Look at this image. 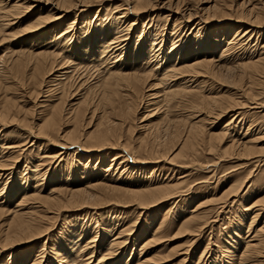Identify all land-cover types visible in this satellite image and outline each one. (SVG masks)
<instances>
[{"label":"rangeland","instance_id":"obj_1","mask_svg":"<svg viewBox=\"0 0 264 264\" xmlns=\"http://www.w3.org/2000/svg\"><path fill=\"white\" fill-rule=\"evenodd\" d=\"M14 1L10 2L4 0L2 3L0 2V7L2 5V7L4 6L5 8L0 11H15L11 8V4H13ZM215 3H219L220 7L217 9L216 14L212 16L213 11L208 10ZM80 4L81 3H78L77 7L71 8L67 17L64 19L58 22L55 21L38 30L34 28L30 29L29 26L33 24L37 15L42 11V7L39 6L27 10V8L23 6L19 10H24V13L20 15L21 17L18 16L19 14L16 15L17 19L13 17L11 25L5 27V33L2 34L3 37L5 34V39L0 41V110L10 107L11 111L9 116L5 118L0 117V168H3L2 170L0 169V264H32L33 261L36 258H40V256H43L44 259L41 264H59L58 262L60 260H58L54 250L67 252L69 251L68 249H70L66 246L67 243L70 242L72 245L74 241H79L78 245L81 244L80 254L76 252V255L74 253V264H126L128 260L130 263L137 260L140 254H143V256H151V258L154 257L153 260H156L154 262H157L155 264H230L231 256L241 252V248L236 249L237 244L235 240L239 239L237 235L238 233L244 234V236L246 235L252 220V214L260 215L258 216L260 222L264 220V156L263 158L261 157L263 159L261 162L258 161L256 155L236 156V152L239 148L238 146L234 147L235 150H229L231 136L240 139L241 142H246L251 138L252 134H256L255 136L260 137L257 141H254L258 147H256L257 150H264V72L254 73L251 77V70L247 69L248 67H243L245 64L252 63L259 55H264V0H155L154 6H151L153 9L140 14L137 24L133 25L131 28L130 35L132 37L129 43L130 47L128 46L126 54L123 59H121L120 63L130 66L129 64L132 63L133 56L135 55L134 46L137 40H140V43H142V46L138 47L137 51L139 48L147 51L154 41L153 38L157 37L158 42L163 39V49L159 56L163 59L161 63L165 64H162L163 66L161 65L159 68H169L172 61H167V59L164 58V54L167 53V50L170 49V53L174 52L172 55L176 60L177 57L186 56L191 49H196L199 46L197 41L202 39V46L206 45L209 41L212 42L206 55L207 58L210 59L214 57V66L215 63H217L215 69H218L219 74L221 75L222 73L223 76L214 77L202 75L201 79L205 81L202 82V89L198 90L195 88L198 92L192 90L193 92L191 91L189 93L190 97L188 96V98L181 95L176 97L175 100H173L174 102L171 103L173 110H171L172 107H170L169 110L168 108L166 109V105L160 102L161 100L159 99V104L156 100L153 101L152 99H154V97L150 94L154 92V94H157V90H161L162 94L165 91L177 89L179 86L181 87L183 82L182 78L184 77L168 78L163 84H157V80H150V84H153L152 87L155 84L157 85L153 88L151 87V89H145L146 94H144V97L141 96V98L138 99L139 105L136 111H133L124 118L117 113H110V117L108 116L109 120L116 119L115 121L118 122L126 119L122 127L120 129L118 128V130H120L118 133L124 136L122 139H124V144L128 146L127 148L129 149L130 147V150L127 151L123 148H109L111 145L108 143L100 145V143L90 135L95 132V129H99L101 118L103 116L106 117L105 113L107 110L109 111L108 108H104V105L100 106L98 104L100 99L99 85L105 77V67L104 65H99V67H96L98 70H96V68H93L91 71L84 70L87 66L82 65L90 64L91 66L93 63L96 65H98V63H89V61L85 59H83V61L81 57L83 58V53L85 55L87 52H85V46H88L86 45L87 43L83 44V41H86V39L89 40V37L92 36L93 38L91 37V41L93 40L94 43H97L96 40L98 38L96 34L103 30L102 26H108L107 28H110L106 31L107 33L105 32V35L108 34L107 38L113 37L115 35L114 32H118L117 24L119 21L117 18L124 12L121 8L122 6L126 7L131 4L129 3V5H127L124 0H95L88 10L85 11H83L84 6ZM45 6L46 5L43 7ZM48 8L49 6L43 8V11L47 12ZM252 9L255 10L253 13H251ZM189 11H193L194 13L190 20L188 18ZM76 13L79 15L77 16L76 22L72 23L76 17ZM207 13H211L212 19H210V21L206 20L210 15ZM136 16L138 15L134 12L132 13L131 8H129L125 16L126 22H124V25H131L135 21V18H137ZM202 20L208 21L206 23V29H201L200 31L192 29L198 21ZM250 23L254 27L256 33L250 38L248 37L247 41L245 40L243 44L238 43L236 45L237 47H227V42L233 39L238 33V27L241 25L245 27L246 25H250ZM67 27L69 29L68 31H71V34L74 35V39H69L70 41L68 40L66 44H68L70 46L68 47L72 48V51L75 53L66 51L67 53L65 52V55L68 61L72 59L74 60L73 62H80V65L82 64V69H79L82 73L76 71V67H73L74 65L72 64L70 67H62L64 69H57L56 67L52 72L46 73V75L35 73L31 64L21 68L12 65V59L16 57L17 54L20 55L21 51L28 55L29 53L37 52L41 49H47L51 44H54L52 35L56 37L59 36L62 32L61 30ZM54 28H56L54 31L55 33L51 35ZM188 32L191 33L189 38ZM184 43L186 45L183 49H185L180 51L179 47ZM77 45L80 50L76 49ZM90 46L91 45L88 47ZM88 52H90V50H88ZM149 56L150 54L148 53H146V55L144 54L141 60L137 61V64L146 61L149 59ZM202 58H204V56ZM251 58L254 59L251 61ZM184 59L185 58H183V60ZM156 62L157 61H154L153 64L157 66ZM56 70L65 72V75L58 80V82L62 80L59 84L58 82L55 83L57 79H59L58 75L60 74ZM146 70H148V68ZM244 70H246L248 74L245 72L243 73ZM67 75H69V77ZM40 76H43L44 79ZM51 78H54L52 79L53 81ZM53 84H56L57 87L59 86L58 89H56V85L53 86ZM70 85H72L73 88ZM45 86L48 88L51 86L53 89H51V87L48 89ZM60 86L64 87V89ZM54 89H56V91ZM64 90H66V92ZM93 94L95 95L93 96ZM212 94H219V96L224 95L223 98H226V100L223 99L225 101L224 105L226 107L230 105L232 110L225 112L222 116L216 114L219 108L218 106H216L218 108L210 111L209 109L211 108L207 107L206 103L208 102L209 96ZM201 96L204 98H201ZM185 99L189 100L186 101ZM192 99H194V103L199 102L200 99H205L202 101V112H200L199 115L201 117L197 119L194 117L192 118H194V121L199 119L202 120L203 130L207 138L206 141H202V149L192 151L191 148H184L180 153L181 141L176 140V138L174 140L171 135L166 134L165 129L167 125L165 127V123L185 121L187 114L193 110V108L190 107V104H192L191 102H193ZM60 100H62V102ZM254 101L261 102L263 106L260 107V104L257 103L256 105L258 106H255ZM87 102H90L88 103V106H91L90 108H88ZM73 103H79L81 112H79V114L77 113V115L80 117L73 118L72 116L69 117L70 114L65 115ZM184 106H186V108L189 107V109H186ZM57 111L58 116H56V118L57 123L59 122L56 124L57 127H53L54 129L51 128L52 130L49 129L50 134H43V132L38 131L37 126L39 127L40 124L45 123L47 117L51 118V116H55ZM60 111H65V113ZM237 112H240V116L236 118ZM12 114L16 117H10ZM81 115H83V117ZM50 118H47V120ZM224 127L229 129L226 135H223ZM29 131L34 132V134L40 137L34 139V137H31ZM156 134L158 137H156ZM64 135H67V137H64ZM72 136L80 137V144L69 145L70 147L58 145H68V137ZM84 136L87 138H84ZM220 136L224 137V140H219ZM65 139L66 141H64ZM51 140L53 143L50 142ZM11 143H26V145L22 146V152H17L16 149L18 148L9 149V145H12ZM141 144H144L143 147H140ZM106 145H108V147ZM133 147L135 149H132ZM58 149H63V151H66V154L64 153L65 155L63 154L60 157L53 158L54 152ZM119 151L128 156L130 164L139 166L140 169L137 168L132 172L121 175L120 171L116 169V171L114 169H111L112 171H106V169H102L99 164L97 166L95 165L99 157H101L105 163L110 162L113 155ZM133 151H135L134 153H137L136 156L141 159L139 163L133 161ZM11 155H14L15 158ZM161 156H165V160ZM193 158L194 161L199 162L202 169L200 167L199 169L194 167H182L184 164L191 163L189 161L193 160ZM16 159L18 161L15 162L14 166L12 165L13 167L11 166L12 169H4L9 168L8 165L6 166L5 164L13 160L15 161ZM85 169H91L90 171L94 170V172L100 175L97 176L98 180L96 181L97 183L99 182L101 186H105L103 183L117 184V181L120 185H125L126 182L146 185L150 183L163 185L164 183L163 186L169 189L167 193L170 194L171 192L172 194L170 195L171 197L165 196V199L157 202L158 204L152 202L153 204H141V206L140 204L137 205V202L129 204V202H115L114 200H111V202L109 200H107V202L106 200H102L93 207L84 209H78L76 205L70 204L67 208L58 213V217H53L40 223L39 231L44 234L41 237H37V239L35 238L31 241L23 240L14 244L8 243V245H3L6 243L4 241L6 234L4 230L11 222L16 211H29L33 209L39 210L40 212L44 211V208L39 207L43 204L42 198L33 196L34 189H41V193L44 196L54 191L57 193V190L60 189L65 191L72 187H85L90 182L97 179L96 177L81 178L82 172ZM10 170H12L13 173H11ZM117 176L118 180L116 181ZM98 190L99 187L94 191L98 192ZM102 192H105L104 194L106 197L110 198V196H108L109 194H106V191ZM230 192L231 195H229ZM24 196H26L27 200L25 199L26 201L21 204V200ZM143 205L145 207H143ZM74 207L76 209H74ZM243 207H250V210H245ZM85 213H90L91 220L101 225L99 236L95 242L97 246L96 249L93 248L92 244L89 246L85 245L89 240L91 242L93 237L96 238L97 234V229H95V231L94 229H89L87 231L86 228L90 226L91 222L88 223L89 225H84L83 219H80L81 215ZM194 215L198 217L197 220H195L197 217L194 219ZM89 221L90 219L88 222ZM117 223L119 227L117 225V229L114 232L121 231L124 227L123 234L125 233V236L126 234L129 235L130 239L128 240L127 246L122 251L123 254H120L119 259L110 263V260L109 262L108 260H104L103 255L99 254V248L102 247L101 249H103V246H106L105 244H107L108 240L111 238L109 237L111 233L107 230L113 228ZM198 225L199 227L201 225L205 227L203 226L200 231L198 230V232L195 233L193 231L190 232V230L185 231L186 227L189 229H196L199 228ZM51 236L53 237L51 238ZM157 236L158 238H156ZM204 249L205 251H203ZM43 253L45 254L42 255ZM204 254L211 256L212 261L215 262L211 263L210 260L204 262ZM258 254H256L251 261L254 260L253 264H264V246ZM101 257H103V259Z\"/></svg>","mask_w":264,"mask_h":264},{"label":"bare ground","instance_id":"obj_2","mask_svg":"<svg viewBox=\"0 0 264 264\" xmlns=\"http://www.w3.org/2000/svg\"><path fill=\"white\" fill-rule=\"evenodd\" d=\"M2 1L4 0H0V2L2 3ZM8 1H14V0H8ZM95 0H15L13 4H11V8L15 11L12 10H4V11H0V41H3L5 39V34L3 37V33H5L4 28L7 26L11 25V21L13 20V17H16V15H18L19 17H21L20 15H22V13H24V10H19L21 9L23 6H25V8L28 9H32L35 7H42V11L43 8H46L47 6H49L47 12H40L37 15V18H35V21L33 22L32 25L29 26L30 29L34 28L35 30H38L40 28L46 27L49 24L55 22V21H60L62 19H64L65 17H67L68 12L70 11L71 8H75L77 7L78 3H81L84 8L83 11L88 10V8L92 5V2ZM125 3L127 5H129V3L131 5L129 6H122L121 9H123L124 12H122L123 14L121 16H118L117 20L119 21L118 25V32H114L115 35L113 37H108V34L105 35V32L108 31L109 29L107 28L108 26H102L103 30H101V32H99L98 34H96V37L98 38L96 41L97 43L93 42V40L91 41V37H89V40L86 39V41H83V44L86 45H91L90 47H86L85 46V55L83 53V58L81 57V59H85L88 60L89 63L90 62H95L98 63V65L96 64H90L88 65H82V66H87L85 67L84 70H88L91 71L93 68L99 67V65H104L105 69V77L104 79L101 81V84L99 85V95H100V99H99V105H104V108H108L109 111L107 110V112L105 113L106 117L103 116L101 118V122L99 123V129L98 130H94L95 132H91L92 134H90L93 138H95L100 145H105V144H110L111 146L109 148H113V149H119V148H123L125 151L130 150L127 148L128 146L124 144L122 136L120 133H118V131L120 132V130H118V128L120 129L122 127V125L124 124L125 120L120 121L119 118L118 121L115 120H109L108 116L110 113H114V114H118L120 116H122V118L126 117L127 115L131 114L133 111H136V109L138 108L137 106L139 105L138 103V99L141 98V96L144 97V94H146L145 89H151L153 84H150V80H157L158 83H165L166 80H168V78H172V77H184L182 78L183 82L181 87L179 86V88L177 89H172V90H168L165 91L164 93L161 94V90H157L158 92H156L157 94L154 93H149L152 97H154V99H152L153 101L156 100L158 102V99L161 100L160 102H163L166 105V109L170 107H172L171 103L174 102L173 100H175L176 97L178 96H185V98H188V96L190 97L189 93L192 90H196L195 88H197L198 90L202 89V82L204 80L201 79L202 75L204 76H221L218 72V69L216 70L215 67L217 63H215L214 66V57L207 58V53H208V49L209 46L212 45V42H208L206 43V45L202 46V39H199L197 41V43L199 44V46L196 49H191L190 52H188V54L186 56L183 57H177L176 60L174 58V56L172 55L171 50H167V53L164 54V58L167 59V61H172V63L169 65V68H162L160 69L159 67L163 64L161 63V61H163L162 58H160V52H162V40L160 42H158L157 37L153 38V42L151 44V47L149 50H141V48H139V50L137 51L138 47L142 46V43H140V40H137L135 46H134V50H135V55L133 56L132 59V63L129 64L130 66H128V64H123L120 63L121 59H123L124 55L126 54V50L129 46L130 43V39H131V28L133 25L137 24V20L138 17H140V14L145 13L151 9H153L151 6H154L155 4V0H124ZM244 1V0H243ZM9 2V3H10ZM99 2V1H98ZM8 3V2H7ZM6 3V4H7ZM80 4V5H81ZM95 4V3H94ZM168 4V3H167ZM243 4V3H242ZM247 4V3H246ZM44 5H46L45 7H43ZM82 6V7H83ZM186 7V6H185ZM220 5L219 3H215L213 6H211L209 8L208 11H213L212 16H214L217 12V9H219ZM10 8V9H11ZM129 8H131L132 13L134 12L137 18H135V21L131 24V25H124V22H126V15L129 11ZM1 9H5L4 6L0 7ZM40 9V8H39ZM194 10V9H193ZM222 10V9H221ZM195 11V10H194ZM255 10L252 9L251 13H253ZM187 12V11H186ZM197 12V11H196ZM44 13V14H43ZM222 13V12H221ZM26 14V13H25ZM149 14V12H148ZM193 11H189L188 13V18L190 20V18L193 15ZM203 14V13H202ZM209 16L206 18V20L212 19L211 18V13H207ZM79 14L76 13V17L74 18L72 23L76 22L77 16ZM196 15V14H195ZM251 15V14H250ZM254 15V14H253ZM150 16V15H149ZM124 17V18H123ZM142 17V16H141ZM210 17V18H209ZM98 18V17H97ZM216 18V17H215ZM226 18V17H225ZM224 18V19H225ZM17 19V17H16ZM149 19V18H148ZM152 19V18H150ZM188 20V21H189ZM220 20V19H219ZM243 20V19H242ZM131 22V21H130ZM208 21H198L196 23V25L193 26L192 29H197L198 31H200L201 29H206V23ZM248 22V21H247ZM250 22V20H249ZM114 23V22H113ZM253 23V22H252ZM88 24V23H87ZM127 25V26H126ZM256 25V24H255ZM69 26V24H68ZM73 26V24H72ZM116 26V25H115ZM229 26V25H228ZM65 27V26H64ZM111 27V26H110ZM187 27V26H186ZM28 28V29H29ZM112 28V27H111ZM177 28V27H176ZM181 28V27H180ZM229 28V27H228ZM29 29V30H30ZM33 29V30H34ZM87 29V28H86ZM106 29V30H105ZM56 28H54V30L52 31L51 35L54 34ZM68 27L61 30V34L59 36H54L53 37V41L54 44H51L49 47H47V49L45 50H39L37 52H32L27 54L22 53V51L20 52V55L17 54L16 57H14L12 60V65L16 66L18 68L21 67H27L28 65L31 64V67L34 68V72L35 73H39L41 74H45L46 73H50L52 72L56 67L57 69H64L67 66H72L76 67L75 69H77L76 71H80L79 69H82L80 62H73L74 60L70 59L69 61L67 60V56L65 55L66 51H72V48H69L70 46L68 44H66V42L73 38L74 35L71 34V31H68ZM73 30V29H72ZM188 30V29H187ZM180 31V30H179ZM27 32V31H26ZM31 32V31H30ZM177 32V31H176ZM197 32V31H196ZM73 33V32H72ZM86 33V32H85ZM107 33V32H106ZM180 33V32H179ZM189 33V32H188ZM199 33V32H198ZM255 32L254 27L251 25H246L245 27L243 25L238 27V33L236 34V36L231 39L230 41L227 42V47L230 46H236L238 43H242L247 39L248 37L250 38ZM110 34V33H109ZM177 34V33H176ZM87 35V34H86ZM191 33H189L188 38L190 37ZM193 35V34H192ZM241 35V36H240ZM85 36V35H84ZM142 36V35H141ZM140 36V38H141ZM159 36V35H158ZM180 36V35H179ZM240 36V37H239ZM208 37V36H207ZM93 38V37H92ZM139 38V39H140ZM74 39V38H73ZM214 39V38H213ZM82 40V39H81ZM85 40V39H84ZM215 40V39H214ZM218 40V38H217ZM70 41V40H69ZM249 41V40H248ZM184 42V41H183ZM246 43V42H245ZM248 43V42H247ZM140 44V45H139ZM144 44V42H143ZM80 45V44H79ZM145 45V44H144ZM174 45V44H173ZM186 44H182L180 48V51H182L183 47ZM69 46V47H68ZM158 46V47H157ZM243 46V45H242ZM130 47V46H129ZM173 47V46H172ZM237 47V46H236ZM52 49V50H51ZM76 49L78 48V45L76 47ZM185 49V48H184ZM183 49V50H184ZM88 50H90V52H88ZM228 50V48H227ZM83 51V50H82ZM81 51V52H82ZM225 51V50H224ZM230 51V50H229ZM232 51V50H231ZM74 52V51H72ZM159 52V53H158ZM164 52V51H163ZM26 53V52H25ZM67 53V52H66ZM75 53V52H74ZM146 53L150 54L149 59H147L144 62H139L141 64H137L138 60H141L142 56H144V54L146 55ZM181 53V52H179ZM224 53V52H223ZM263 53V52H262ZM260 54V53H258ZM26 55V56H24ZM70 55V54H69ZM181 55V54H180ZM204 56V58H202ZM213 56V55H212ZM224 56V55H223ZM163 57V56H162ZM254 57V56H253ZM80 58V57H79ZM114 58V59H113ZM183 58H185L183 60ZM222 58V56H221ZM255 58V57H254ZM251 58V61L252 59ZM257 58V57H256ZM158 59V60H157ZM216 59V58H215ZM80 60V61H82ZM220 60V59H218ZM84 61V60H83ZM154 61H157V66L153 64ZM217 61V60H216ZM8 63V62H7ZM88 63V62H87ZM221 63V62H220ZM72 64V65H71ZM80 65V66H78ZM165 65V64H163ZM162 65V66H163ZM221 65V64H219ZM239 65V64H238ZM230 66V65H229ZM227 66V67H229ZM64 67V68H62ZM68 67V68H69ZM232 67V66H231ZM243 67H248L247 69H250V74L251 77L254 73L257 72H264V55H259L257 59L253 60L252 63L250 64H245L243 65ZM148 68V70H146ZM16 69V68H15ZM236 69V68H235ZM246 69V70H247ZM19 70V69H18ZM23 70V69H22ZM66 70V69H65ZM68 70V69H67ZM70 70V69H69ZM74 70V69H72ZM96 70H98V68H96ZM100 70V69H99ZM244 70L243 73L245 72L246 74H248V72ZM57 71V70H56ZM75 71V73H76ZM220 71V70H219ZM229 71V70H228ZM227 71V72H228ZM7 72V71H6ZM59 72V71H57ZM81 72V71H80ZM60 74L58 75L57 81L55 79V83L58 82V80H60L64 75L65 72H59ZM70 73V72H69ZM68 73V74H69ZM79 73V72H78ZM82 73V72H81ZM258 73V74H261ZM3 74V73H2ZM56 74V73H55ZM9 75V74H6ZM38 75V74H37ZM52 75V74H51ZM54 75V74H53ZM56 75V76H57ZM227 75V74H226ZM10 76V75H9ZM34 76V75H33ZM55 76V75H54ZM69 77V75H67ZM74 76V75H73ZM223 76V75H222ZM16 77V76H15ZM19 77V76H18ZM43 77V76H40ZM53 77V76H52ZM179 77V78H180ZM10 78V77H9ZM55 78V77H54ZM54 78H51L54 79ZM74 78V77H73ZM44 79V77H43ZM79 79V78H78ZM206 79V78H205ZM30 80V79H29ZM27 80V81H29ZM42 80V79H41ZM40 80V81H41ZM44 81V80H42ZM53 81V80H52ZM49 81V82H52ZM62 81V80H61ZM59 81V82H61ZM156 81V82H157ZM45 82V81H44ZM47 82V81H46ZM58 82V84H59ZM72 82V80H71ZM205 82V81H204ZM54 83V82H53ZM152 83V82H151ZM42 84V83H41ZM155 84V85H157ZM45 85V84H44ZM50 85V84H49ZM52 85V84H51ZM56 85V84H55ZM53 84V86H55ZM61 85V84H60ZM81 85V84H80ZM154 85V86H155ZM48 86V85H47ZM45 86V87H47ZM72 86V85H70ZM153 86V87H154ZM159 86V85H158ZM51 87V86H50ZM49 87V88H50ZM57 87V85H56ZM55 87V88H56ZM59 87V86H58ZM58 87L56 89H58ZM62 87V86H60ZM152 87V88H153ZM2 88V87H1ZM48 88V87H47ZM48 88V89H49ZM64 89V87H62ZM73 88V86H72ZM79 88V86H78ZM158 88V87H157ZM51 89H53L51 87ZM56 89H54L56 91ZM66 89V88H65ZM72 90V89H71ZM49 91V90H48ZM52 91V90H51ZM60 91V90H59ZM62 91V89H61ZM66 92V90H64ZM197 91V90H196ZM4 92V91H3ZM42 92V91H41ZM64 92V93H65ZM71 92V91H69ZM145 92V93H144ZM193 92V91H192ZM198 92V91H197ZM202 92V90H201ZM9 93V92H8ZM60 93V92H59ZM62 93V94H64ZM76 93V92H75ZM98 93V92H97ZM227 93V92H226ZM232 93V92H231ZM239 93V92H238ZM39 94V93H38ZM148 94V95H149ZM220 94V93H219ZM219 94L216 95H211L209 96L207 107H210L211 109H209L210 111H212L213 109L218 108V112L216 111V114L218 116H222L225 112L232 110V108H230V105H227V107L224 105V100H226V98H223L224 95L219 96ZM242 94V93H241ZM65 95V94H64ZM95 94H93L94 96ZM147 95V96H148ZM194 95V94H193ZM218 95V96H217ZM234 95V94H233ZM232 95V96H233ZM38 96V95H36ZM90 96V95H89ZM98 96V95H96ZM150 96V97H151ZM196 96V95H195ZM228 96V95H227ZM239 96V95H237ZM3 97V96H2ZM63 97V96H62ZM61 97V98H62ZM72 97V96H71ZM74 97V96H73ZM200 97V96H199ZM82 98V97H81ZM90 98V97H89ZM95 98V97H94ZM192 98V97H191ZM201 98H204L201 96ZM207 98V97H206ZM205 98V99H206ZM235 98V95H234ZM8 99V98H7ZM79 99V98H77ZM88 99V98H87ZM91 99V98H90ZM178 99V98H177ZM190 99V98H189ZM189 99H185L186 101ZM196 99V98H195ZM204 99V100H205ZM49 100V99H48ZM85 100V99H84ZM89 100V99H88ZM87 100V101H88ZM92 100V99H91ZM96 100V98H95ZM183 100V99H182ZM181 100V101H182ZM194 99H192L193 101ZM202 99H200L199 102H191L192 104H190V107L193 108V110L187 114V116L185 117L186 120L184 121H176L175 123H165V131L167 135H171L172 138H176V140L181 141V149H180V153L181 151L184 150V148H191L192 151H197L198 149H202V141H206L205 137V133L203 130V123L202 120L199 119L197 121H194V118L197 119L200 115V112H202V101H204ZM6 101V100H5ZM62 102V100H60ZM59 101V102H60ZM79 101V100H78ZM94 101V100H93ZM98 101V100H97ZM96 101V102H97ZM152 101V102H153ZM179 101V100H177ZM180 101V102H181ZM184 101V100H183ZM196 101V100H195ZM151 102V100H150ZM156 102V103H157ZM158 102V104L160 103ZM253 102V101H252ZM264 102V101H263ZM262 102V103H263ZM70 103V102H69ZM72 103V102H71ZM80 103V102H79ZM79 103H73L70 107V109L67 111V113L65 115H69L72 116L73 118L78 117L79 115H77V113L79 114V112H81V109L79 108ZM82 103V101H81ZM87 102V106H88ZM155 103V102H154ZM162 103V104H163ZM205 103V102H204ZM235 103V102H234ZM243 103V102H242ZM255 106L257 104H260V107L263 106L261 104V102L258 101H254ZM62 104V103H61ZM86 104V103H84ZM96 104V103H95ZM188 104V103H186ZM5 105V103H4ZM60 105V104H57ZM63 105V104H62ZM141 105V104H140ZM164 105V106H165ZM182 106V105H181ZM180 106V107H181ZM188 106V105H187ZM218 106V107H216ZM55 107V106H54ZM91 107V106H90ZM88 106V108H90ZM103 107V106H102ZM160 107V106H159ZM162 107V106H161ZM186 108V106H184ZM234 107V106H233ZM3 108V107H1ZM5 108V107H4ZM61 108V107H60ZM84 108V107H83ZM95 108V107H94ZM97 108V107H96ZM95 108V109H96ZM182 108V107H181ZM205 108V107H204ZM227 108V109H226ZM11 108L7 107V109H1L0 110V117L5 118L7 116H9L10 114V110ZM54 109V108H53ZM98 109V108H97ZM186 109H189V107H187ZM222 109V110H221ZM239 109V108H238ZM155 110V109H154ZM173 110V107L172 109ZM183 110V108H182ZM94 111V109H93ZM92 111V112H93ZM54 112V111H53ZM62 112V111H60ZM59 112V113H60ZM83 112V111H82ZM105 112V111H104ZM169 112V111H168ZM186 112V111H184ZM62 113H65L62 112ZM60 113V114H62ZM95 113V111H94ZM238 113V114H237ZM236 114V118L237 116H240V112H237ZM82 114V113H80ZM185 114V113H183ZM51 115V114H50ZM53 115V114H52ZM111 115V114H110ZM14 117L15 115H10V117ZM56 116H58V111L57 114L55 113V116H51L47 117L50 118L47 120V118L45 119V123L40 124V126L38 128V131L43 132V134H50L49 129L52 130L51 128L55 127L57 123V118ZM64 116V114H63ZM83 117V115H81ZM102 116V115H101ZM168 116V115H167ZM184 116V115H183ZM16 117V116H15ZM60 117V116H59ZM66 117V116H65ZM68 117V118H69ZM80 117V116H79ZM81 117V118H82ZM110 117V116H109ZM194 117V118H192ZM217 117V116H215ZM193 120H192V119ZM234 118V117H233ZM234 118V119H236ZM61 119V118H60ZM112 119V118H111ZM163 119V118H162ZM167 119V118H166ZM244 119V118H243ZM14 120V119H13ZM18 120V119H17ZM78 120V119H77ZM168 120V119H167ZM170 121V120H169ZM188 121V122H187ZM233 121V119H232ZM231 121V122H232ZM238 121V120H237ZM44 122V121H43ZM97 123V124H98ZM7 125V124H6ZM29 125V124H28ZM39 125V124H38ZM90 125V124H89ZM229 125V124H228ZM227 125V126H228ZM97 126V125H96ZM57 127V126H56ZM89 127V126H88ZM98 127V126H97ZM131 127V126H130ZM158 127V126H157ZM234 127V126H233ZM236 127V126H235ZM242 127V126H241ZM95 128V127H94ZM164 128V127H163ZM34 129V128H33ZM54 129V128H53ZM57 129V128H56ZM159 130V127L157 128ZM161 129V128H160ZM249 129V128H248ZM26 130V129H25ZM75 130V129H74ZM157 130V131H158ZM229 129L227 128H223V135H226V133H228ZM36 131V130H35ZM54 131V130H53ZM156 131V132H157ZM161 131V130H160ZM233 131V130H232ZM30 132V131H29ZM78 132V131H77ZM159 132V131H158ZM240 132V131H239ZM31 133V137L37 138L40 136H37L36 134H34V132H30ZM76 134V133H75ZM78 134V133H77ZM87 134V132H86ZM89 134V133H88ZM164 134V133H163ZM29 135V134H28ZM39 135V132H38ZM63 135V134H62ZM89 135V136H90ZM125 135V134H124ZM157 135V134H156ZM209 135V134H208ZM222 135V136H223ZM230 135V134H228ZM232 135V133H231ZM230 135V136H231ZM238 135V134H237ZM256 134H252L251 138H249V140H247L246 142H241L240 139H236L233 136H231V144L229 145V150L233 149L235 150L234 147L238 146V150H237V155H247L249 156L251 154V156H255L258 157V161H263V156H264V150H257V146L255 144L254 141H257L260 137L255 136ZM50 136V135H49ZM67 137V135H64V137ZM88 136V137H89ZM160 136V134H159ZM220 136L219 140L222 141V139L224 137ZM42 137V136H41ZM46 137V136H45ZM63 137V139H64ZM86 136H84L85 138ZM158 137V135L156 136ZM164 137V135H163ZM214 137V136H213ZM236 137V136H235ZM262 137V136H261ZM29 138V137H28ZM49 138V137H48ZM87 138V137H86ZM162 138V137H161ZM178 138V139H177ZM69 142L66 144H58L59 146L62 147H68L69 145H74V144H80L81 139L80 137L77 136H72V137H68ZM163 139V138H162ZM181 139V140H180ZM31 140V139H30ZM224 140V139H223ZM66 141V139L64 140ZM173 141V140H172ZM50 142L53 143V141L51 140ZM55 142V141H54ZM85 142V141H84ZM142 142V141H141ZM145 142V141H144ZM177 142V141H176ZM45 143V142H44ZM129 143V142H127ZM143 143V142H142ZM152 143V142H151ZM162 143V142H161ZM12 144V143H11ZM47 144V143H46ZM50 144V143H49ZM92 144V143H91ZM140 144V141H139ZM145 144V143H144ZM143 144V145H144ZM149 144V143H148ZM9 145V144H8ZM26 145V143H22V144H12L9 145V149H16L17 152L21 151L22 152V146ZM130 145V144H129ZM143 145L141 144L140 147H143ZM96 146V145H95ZM94 146V147H95ZM108 147V145H106ZM104 146V147H106ZM146 146V145H145ZM180 146V145H179ZM70 147V146H69ZM147 147V146H146ZM151 147V146H150ZM228 147V146H227ZM257 147V148H256ZM85 148V147H83ZM88 148V147H87ZM132 149H135L134 147ZM131 149V150H132ZM212 149V147H211ZM210 149V150H211ZM81 150V149H80ZM83 150V149H82ZM92 150V149H91ZM98 150V149H96ZM121 150V149H120ZM8 151V150H7ZM73 151V150H72ZM87 151V150H86ZM136 151V150H135ZM135 151H133V161L135 163H139V161H141V159L138 158V156H136V154L134 153ZM140 151V150H139ZM157 151V150H156ZM170 151V150H168ZM5 152V151H4ZM66 151H63V149H58L54 152L53 154V158L56 157H60L62 156ZM81 152V151H80ZM138 152V151H137ZM178 152V154H179ZM232 152V151H231ZM15 153V152H14ZM77 153V152H76ZM132 153V152H131ZM139 153V152H138ZM66 154V153H65ZM64 154V155H65ZM130 154V152H129ZM254 154V155H253ZM5 155V154H4ZM128 155V154H127ZM12 156V155H11ZM131 156V155H130ZM233 156V155H232ZM10 157V156H9ZM12 157L15 158V156L13 155ZM148 157V156H147ZM164 157L165 156H161ZM262 157V158H261ZM1 158V157H0ZM160 158V157H159ZM19 159V158H18ZM59 159V158H58ZM144 159V158H143ZM251 159V158H250ZM91 160V159H90ZM100 160V161H99ZM165 160V159H164ZM257 160V159H256ZM18 160L16 159L15 161H10L8 162V164H5L6 166L8 165L9 168H4V169H12V167L14 166L15 162H17ZM144 161V160H143ZM148 161V160H146ZM145 161V162H146ZM150 161V160H149ZM144 162V163H145ZM188 164H184L182 165V167H194V168H198L199 167L202 169V166H200L199 162L190 160ZM6 163V162H5ZM142 163V162H141ZM149 163V162H148ZM100 165V167L105 168L106 171H109L111 169H116L118 171H120V174L123 175L127 172H132L133 170L139 168V166H133L132 164H130L129 160H128V156L125 155V153L119 151L116 152L113 155V158L110 159V162L105 163L103 161V159L101 157L98 158L97 163L95 164ZM212 164V163H211ZM13 165V166H12ZM194 165V166H193ZM217 165V164H216ZM6 166H1V167H6ZM12 166V167H11ZM38 166V165H37ZM143 166V165H142ZM39 167V166H38ZM37 167V168H38ZM99 167V168H100ZM208 167V166H207ZM84 168V167H83ZM204 168V167H203ZM1 170L3 168H0ZM95 169V168H93ZM140 169V168H139ZM142 169V168H141ZM91 170V169H90ZM90 170H83L81 178H97V176H100L98 173L94 172V170L90 171ZM115 170V171H116ZM195 170V169H194ZM11 173H13L12 170H10ZM112 171V170H111ZM140 171V170H139ZM4 172V171H3ZM1 173V172H0ZM10 173V174H11ZM100 173V172H99ZM114 173V172H113ZM134 173V172H133ZM46 174V172H45ZM1 175V174H0ZM114 175V174H113ZM119 175V174H118ZM108 176V175H107ZM105 177V176H104ZM103 177V178H104ZM111 177V176H110ZM109 177V179H110ZM114 177V176H113ZM184 177V176H183ZM1 179V178H0ZM115 179V178H112ZM124 179V178H123ZM157 179V178H156ZM98 180L95 179L93 180L94 182ZM101 180V179H100ZM107 180V179H106ZM118 180V176L116 178V181ZM90 182L87 186L85 187H78V188H70L67 190H57L58 192L56 193L55 191L48 194V195H42V191L41 189L39 190V188H36L33 190L35 197L38 198H42V203L41 206H39L40 208H44L43 212H40L39 210H29V211H16V213L14 214V216L12 217L11 222L7 225L6 229L4 230L5 234V239L4 241L6 243H4L3 245H8V243L14 244L18 241H31L33 239H37V237H41L42 232L39 231V225L40 223H42L43 221H46L47 219H51L53 217H58V213L67 208L68 205L70 204H74L76 205V208L78 209H84V208H91L93 207L95 204L100 203L102 200H109L111 202V200L116 201H125V202H137V205L140 204H153L156 202V204H158L157 202L162 201L163 199H165V196H169L172 194L169 192L168 188L160 185V184H154V183H150V184H135L133 182H126V184H118V181L116 182L117 184H105L103 183L105 186H101L100 183L97 181L94 182ZM103 181V180H102ZM108 181V180H107ZM126 181V180H125ZM115 182V181H114ZM143 183V182H142ZM168 183V182H166ZM179 183V182H178ZM177 183V184H178ZM172 184V183H171ZM180 184V183H179ZM79 185V184H78ZM168 186V184H167ZM176 186V185H175ZM99 187L98 192H95L94 190L96 188ZM169 187V186H168ZM62 188V187H60ZM102 191H106V194H109L108 196H110V198L106 197V195L102 192ZM234 191V190H233ZM108 192V193H107ZM229 192V191H228ZM232 192V190H231ZM231 192L229 193V195H231ZM28 193V192H27ZM174 193V192H173ZM181 194V193H180ZM26 195V194H25ZM42 195V196H41ZM178 195V194H177ZM228 195V194H227ZM179 196V195H178ZM173 197V196H172ZM26 196H24V198L21 200V204H23L22 202L26 201ZM168 199V198H167ZM180 200V199H179ZM262 200V199H261ZM113 201V202H114ZM109 202V203H110ZM153 202V203H152ZM176 202V201H175ZM179 202V201H178ZM177 202V203H178ZM263 202V201H262ZM2 203V202H1ZM136 204V203H135ZM180 204V202H179ZM259 204V203H258ZM20 205V204H19ZM18 205V206H19ZM241 205V204H239ZM256 205V204H255ZM260 205V204H259ZM71 207V206H70ZM96 207V206H95ZM143 207H145L143 205ZM148 207V205H147ZM36 209H38L37 207H35ZM74 207V209H76ZM245 208V207H243ZM252 208V207H251ZM263 208V207H262ZM31 209V208H30ZM195 209V208H194ZM193 209V211H194ZM43 210V209H42ZM197 210V209H196ZM199 210V209H198ZM245 210H250V207H246ZM122 211V210H121ZM192 211V212H193ZM52 213V214H49ZM145 213V212H144ZM259 213V212H258ZM63 214V213H61ZM264 214V213H263ZM83 215V214H82ZM81 215L80 219L82 218L84 221V225H89L88 223H90V226L87 227V231L89 229H97V234H96V238L93 237V240L91 239V242L89 240V242L85 245L89 246L92 244L93 248L96 249V245L95 242L97 240V237L99 236V229L101 230V225L100 223H96L93 222L91 220L90 217V213H85L83 216ZM199 215V214H197ZM252 220L251 223L249 224L248 227V231L246 233V235L244 236V234H239L238 233V240H235L236 242V249L241 248V252L239 254H234L233 256H231L230 258V264H253V261H251V259L256 256V254L260 253L261 248L264 246V220L263 222H260V219L258 218V214H252ZM200 216V215H199ZM84 217V218H83ZM195 217H197L196 215H194V219ZM201 217V216H200ZM193 218V216H192ZM191 218V219H192ZM58 219V218H57ZM73 219V218H72ZM81 219V220H82ZM90 219V221L88 222V220ZM187 219V218H186ZM198 217L195 219L197 220ZM221 219V218H220ZM264 219V217H263ZM77 221V220H76ZM98 221V220H97ZM138 221V220H137ZM186 221V220H183ZM194 222V220H193ZM260 222V223H259ZM46 223V222H45ZM137 223V222H136ZM207 223V222H205ZM120 224V222H119ZM119 224L117 223L113 228H109V230H106L108 232L111 233V237L110 240H108V243L105 244L106 246H103L104 248L101 249L99 248V254L103 255L104 260H110V263H112V261H117L120 257V254H123V250L124 248L127 246L128 240L130 239V236L126 234V236L123 234L124 230L123 228L121 229V231H116L117 229V225L119 227ZM161 224V223H159ZM187 224V223H186ZM208 224V223H207ZM83 225V227H84ZM133 225V224H132ZM163 225V224H161ZM188 225V224H187ZM160 226V225H159ZM158 226V227H159ZM190 226V224H189ZM204 226V225H203ZM202 225L199 228H191L189 229L188 227H186L185 231L190 230L195 232H198V230L200 231V229H202L203 227ZM207 226V225H206ZM131 227V226H129ZM205 227V226H204ZM85 228V227H84ZM104 228V227H103ZM127 228V227H126ZM133 228V227H132ZM128 229V228H127ZM161 229V228H160ZM181 229V228H180ZM129 230V229H128ZM127 230V231H128ZM131 230V228H130ZM106 231V232H107ZM126 231V233H127ZM134 231V230H133ZM184 231V233H185ZM233 231V230H232ZM105 232V231H104ZM75 233V232H74ZM83 233V232H82ZM113 233V234H112ZM116 233V234H115ZM129 233V232H128ZM152 233V232H151ZM180 233V232H179ZM201 233V232H200ZM199 233V234H200ZM234 233V232H233ZM48 234V233H47ZM78 234V233H77ZM158 234V233H157ZM198 234V233H196ZM81 235V234H79ZM116 235V236H115ZM240 235V236H239ZM4 236V235H3ZM129 236V237H128ZM153 236V235H152ZM159 236V235H158ZM158 236L156 238H158ZM53 236H51L52 238ZM108 237V238H109ZM154 237V236H153ZM152 238V237H151ZM232 238V236H231ZM230 238V239H231ZM79 240V239H78ZM153 240V239H152ZM73 241V240H72ZM71 241V242H72ZM79 242V241H78ZM78 242H73L72 245L71 243H67V247L70 248L68 249L69 251L67 252H62V251H57L56 249L54 250L56 252V256L58 257V260H60L58 263L59 264H74V260L75 257L74 255L79 253L81 251V244L78 245ZM150 242V241H149ZM147 242V243H149ZM155 242V241H154ZM152 243V242H151ZM192 243V242H191ZM78 245V246H77ZM149 245H151L149 243ZM232 245V243H231ZM10 246V245H9ZM148 246V245H147ZM84 247V246H83ZM91 247V246H90ZM207 247V246H206ZM9 248V247H8ZM6 248V249H8ZM210 248V247H209ZM85 249V248H84ZM98 249V248H97ZM189 249V248H188ZM207 250V248H206ZM209 250V249H208ZM92 251V250H91ZM90 251V252H91ZM143 251V250H142ZM205 251V249L203 250ZM228 251V250H227ZM84 252V250H83ZM86 252V250H85ZM146 252V251H145ZM189 252V250H188ZM207 252V251H206ZM233 252V251H232ZM75 253V254H74ZM143 253V252H141ZM45 253H43L42 255H44ZM76 254V255H77ZM88 254V253H87ZM94 254V253H93ZM187 254V253H186ZM189 254V253H188ZM203 254V253H202ZM205 255V254H204ZM259 255V254H258ZM83 256V254H82ZM91 256V254H90ZM154 256V255H153ZM217 256V255H216ZM262 256V255H261ZM80 257V256H79ZM97 257V256H96ZM103 257H101L103 259ZM46 258V257H45ZM85 258V257H84ZM92 258V257H91ZM157 258V257H156ZM185 258V257H184ZM211 256H208L207 254L203 257L204 262H207V260H210L211 263L213 262ZM228 258V257H227ZM78 259V258H77ZM81 259V258H80ZM87 259V258H86ZM131 259V258H130ZM153 258H151V256H143V254H140L137 258V260H135L134 262H128L126 264H155L157 262H154L156 260H153ZM158 259V258H157ZM43 256H40V258H36L32 264H41L43 261ZM160 260V259H158ZM157 260V261H158ZM48 261V260H47ZM51 261V260H50ZM258 261V260H256ZM90 262V261H89ZM215 262V261H214ZM213 262V263H214ZM78 263V262H77ZM88 263V262H87ZM82 264V263H81ZM97 264V263H96ZM118 264V263H117ZM121 264V263H120Z\"/></svg>","mask_w":264,"mask_h":264}]
</instances>
